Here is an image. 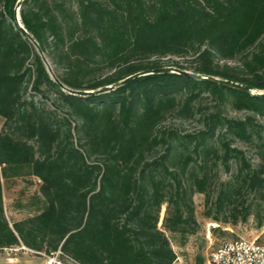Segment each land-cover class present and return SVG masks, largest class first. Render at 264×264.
Masks as SVG:
<instances>
[{
	"label": "trees",
	"instance_id": "1",
	"mask_svg": "<svg viewBox=\"0 0 264 264\" xmlns=\"http://www.w3.org/2000/svg\"><path fill=\"white\" fill-rule=\"evenodd\" d=\"M16 2L0 0V250L174 264L166 233L181 247L199 231L195 193L205 217L264 225V0H22L24 29ZM166 66L255 94L171 71L70 92ZM219 166L229 176L216 184ZM19 178L38 192L10 223L3 185Z\"/></svg>",
	"mask_w": 264,
	"mask_h": 264
},
{
	"label": "rangeland",
	"instance_id": "2",
	"mask_svg": "<svg viewBox=\"0 0 264 264\" xmlns=\"http://www.w3.org/2000/svg\"><path fill=\"white\" fill-rule=\"evenodd\" d=\"M228 114L239 118L244 115V113L234 111H229ZM256 120L259 124H264V119L257 118ZM1 125L2 119L0 118V128ZM198 126L199 125L194 121L182 123V128L186 131H193L197 129ZM236 146L246 150L247 157L251 158L253 164L262 162L258 156V148L256 146H244L241 143H236ZM191 168H193V165ZM228 176L229 173L225 172L224 169L219 166L216 169V184L227 179ZM38 184L36 178H19L14 180L10 185H5L4 203L7 208L8 218L11 221L17 218L22 219L28 215L26 209H17V200H22L21 204H24L28 199L36 195L38 192ZM193 205L195 217L200 225L199 231L189 236L187 243L181 247L175 243L169 233H166L171 238L173 250L177 255L174 264H197V258L199 256H202L204 260H206L209 251L224 240H233L241 237L248 239L257 238L260 242H264V225H262V227H257L254 216H250L245 222H238L236 224L221 223L214 221L211 217L204 216L206 207L203 195L195 193L193 195ZM165 211L166 204H163L161 207L160 222L158 223V227L160 228ZM262 215H264V212H262ZM216 227L219 228V230L212 232V229ZM49 257L50 255L38 253L22 245L0 250V264H47Z\"/></svg>",
	"mask_w": 264,
	"mask_h": 264
},
{
	"label": "built area",
	"instance_id": "3",
	"mask_svg": "<svg viewBox=\"0 0 264 264\" xmlns=\"http://www.w3.org/2000/svg\"><path fill=\"white\" fill-rule=\"evenodd\" d=\"M61 255L56 251L47 264H61ZM205 264H264V242L241 237L221 241L209 251Z\"/></svg>",
	"mask_w": 264,
	"mask_h": 264
},
{
	"label": "water",
	"instance_id": "4",
	"mask_svg": "<svg viewBox=\"0 0 264 264\" xmlns=\"http://www.w3.org/2000/svg\"><path fill=\"white\" fill-rule=\"evenodd\" d=\"M21 3H22V0H17V2L15 4V8H14V14H15V20H16L17 24L19 25V27L21 29H24L23 26L20 23V17H19V8L21 6ZM28 39L34 45L35 49L37 50V53L41 56L45 66L47 67L48 72L50 73V69H49L47 60L44 57V55L42 54V51H41L40 47L38 46L36 41L30 35H28ZM165 71H171V72H175V73H180V74L187 75V76H190V77L195 78V79H203V80H208V81H211V82L220 83V84H223V85H226V86H231V87L238 88V89L243 90L245 92H249L250 94H255L254 90H250L248 87H245V86H243L241 84H238V83H235V82H232V81H229V80H223V79H220V78H217V77H213V76L205 77V76H202L200 74H196V73H193V72H190V71H186V70H180V69H177V68L172 67V66H166V67H162V68H158V69H153V70H149V71H145V72H140V73H137V74H134L132 76H129V77L125 78L124 80L118 82L117 84H114L112 86H107V87H104V88H100V89L95 90V91L83 90V91H70V92L73 93V94H78V95H86V94L98 93V92H101V91H104V90L111 89V88H113L115 86H118V85L122 84L123 82H125V81H127L129 79H132V78L140 76V75H144V74H147V73H160V72H165ZM257 94L258 95H264V91L257 92Z\"/></svg>",
	"mask_w": 264,
	"mask_h": 264
},
{
	"label": "crops",
	"instance_id": "5",
	"mask_svg": "<svg viewBox=\"0 0 264 264\" xmlns=\"http://www.w3.org/2000/svg\"><path fill=\"white\" fill-rule=\"evenodd\" d=\"M3 200L5 201V186L3 185ZM9 208H10V206H9ZM4 209H5V214H6V216H7V218H8V215H7V208H6V205H5V203H4ZM18 209V208H17ZM20 210H22V209H20ZM21 218H17V219H12V221L8 218V220H9V222L11 223V222H13V221H15V220H20Z\"/></svg>",
	"mask_w": 264,
	"mask_h": 264
}]
</instances>
